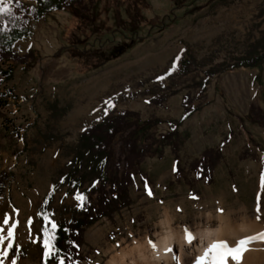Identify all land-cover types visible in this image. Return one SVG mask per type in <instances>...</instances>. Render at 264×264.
I'll use <instances>...</instances> for the list:
<instances>
[{"label":"rangeland","instance_id":"1","mask_svg":"<svg viewBox=\"0 0 264 264\" xmlns=\"http://www.w3.org/2000/svg\"><path fill=\"white\" fill-rule=\"evenodd\" d=\"M72 12L83 13L77 7L31 20L28 37L13 46L18 55L31 52V57L0 62V72L13 71L9 80L0 73V99L6 100L0 109V170L10 172L0 197V262L43 264L38 208L70 158L67 148L86 126L108 109L134 110L141 119H177L186 92L196 109L178 127L184 177L174 175L168 147L162 158L145 157L142 177L129 187L130 205L85 229L84 260L78 264H104L144 235L153 241L165 209L176 225L241 207H259L264 220V126L247 118L250 105L264 114V62L234 65L264 32V0H98L92 18ZM119 46L128 48L111 58ZM186 53L211 63L180 77L174 73ZM222 61L226 69L206 77L200 92L194 81ZM148 88L179 91L155 105ZM166 130L165 122L155 128L157 134ZM210 147H219L222 156L208 182L188 165ZM65 190L55 192L51 203L56 218L78 208ZM12 223L17 227L9 246Z\"/></svg>","mask_w":264,"mask_h":264},{"label":"trees","instance_id":"2","mask_svg":"<svg viewBox=\"0 0 264 264\" xmlns=\"http://www.w3.org/2000/svg\"><path fill=\"white\" fill-rule=\"evenodd\" d=\"M0 0V7L6 10L0 12V62L16 61L24 63L31 57V52L18 55L14 44L28 37V25L31 20L37 21L52 12L79 8L81 12L73 14L82 18H92V8L98 0ZM128 11V10H127ZM130 12V11H128ZM81 13V14H79ZM129 16V15H128ZM128 48V47H127ZM127 48L117 47L111 58L121 56ZM252 51L237 58L235 66L257 67L264 62V32L252 45ZM211 62L197 61L187 53L181 58L174 74L185 76L191 69L206 66ZM226 69L224 61L210 65L200 80L194 85L204 92L208 76H213ZM5 80L12 78V69L2 70ZM174 89L167 92H155L148 88L151 94V103L162 104L168 97L178 93ZM194 98L186 92L181 98L182 111L179 118H170L162 121L159 118L141 119L134 110L108 109L104 114L92 122L79 134L74 145L67 148L69 160L56 171L52 188L44 195L38 208V218L42 232L43 264H78L84 260L82 245L85 229L103 217L111 218L114 213L120 212L131 203L129 187L135 177H142L140 165L145 157L156 156L162 158L163 149L168 147L174 156V175L184 177L185 169L181 166L180 151L184 140L178 127L195 111ZM6 100L0 99V109ZM113 105V102L112 104ZM52 111L55 106H51ZM107 113V114H105ZM247 118L251 123L264 126L262 111L250 105ZM165 122L167 130L156 133L158 124ZM219 147L205 148L198 159L188 165V171L203 176L209 182L211 174L221 159ZM10 178V172L0 170V197L5 192V186ZM65 187L77 202L76 209L68 217L56 218L51 209L55 192ZM77 193L84 199H76ZM55 225V227H53ZM47 244V247L45 245ZM48 252V255H45Z\"/></svg>","mask_w":264,"mask_h":264},{"label":"bare ground","instance_id":"3","mask_svg":"<svg viewBox=\"0 0 264 264\" xmlns=\"http://www.w3.org/2000/svg\"><path fill=\"white\" fill-rule=\"evenodd\" d=\"M257 211L241 207L238 211L210 212L199 216L187 225H176L167 209L156 223L153 235L155 247L149 244L148 236L132 239L130 244L110 254L104 264H195L196 258L204 255V250L213 241L236 240L255 236L264 232V220H257ZM217 222L213 225L212 222ZM188 227L194 240L191 244L184 239L183 229ZM171 248L172 251H167ZM230 264H237L229 257ZM204 264H211L209 256ZM239 264H264V241L255 239L247 244Z\"/></svg>","mask_w":264,"mask_h":264},{"label":"snow or ice","instance_id":"4","mask_svg":"<svg viewBox=\"0 0 264 264\" xmlns=\"http://www.w3.org/2000/svg\"><path fill=\"white\" fill-rule=\"evenodd\" d=\"M11 3L12 0H9ZM18 2V0H17ZM6 5L5 7H0V12H3L6 10ZM109 107H113V105H109ZM107 114V113H105ZM264 182V181H262ZM147 187V186H146ZM149 195H151V192H148ZM191 199H198V197L192 195L190 196ZM76 199L78 200H83L84 197L82 194L77 193ZM177 211H180V209H177ZM218 212H222V209H217ZM260 208H257V216L256 219L259 220L261 217L259 215ZM30 222V221H29ZM3 224L8 225L9 224V218L7 215H5L3 219ZM17 227L16 223H12L11 227L8 228V239H9V246H11V238L14 235L13 229ZM55 227V225H53ZM2 231V229H0ZM184 231V239L187 243L191 244L194 240V237L189 230L188 227H185L183 229ZM3 238L0 237V240ZM255 239H260L264 241V232L258 233L255 236H247L241 239L236 240L234 243H230L226 240H219V241H213L207 248L204 250V255L199 256L196 258L195 264H204V261L210 256L211 257V264H229V257L231 258L232 261H236L237 264H239V260L242 256V253L247 250V244ZM149 244L155 247L154 242L149 238ZM47 247V244L45 245ZM167 251H172L171 248L167 249ZM5 255L7 254L6 252L4 253ZM45 255H48V252H45ZM2 264V262H0ZM13 264H15V260H13Z\"/></svg>","mask_w":264,"mask_h":264}]
</instances>
